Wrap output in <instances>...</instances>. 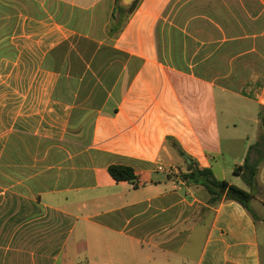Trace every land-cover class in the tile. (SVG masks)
<instances>
[{
	"label": "crops",
	"instance_id": "1",
	"mask_svg": "<svg viewBox=\"0 0 264 264\" xmlns=\"http://www.w3.org/2000/svg\"><path fill=\"white\" fill-rule=\"evenodd\" d=\"M237 2L141 0L111 35L116 0H0V264H263L256 211L212 204L178 151L228 180L214 160L252 138L221 135L219 102L260 126L264 0ZM159 28L195 50L159 52Z\"/></svg>",
	"mask_w": 264,
	"mask_h": 264
},
{
	"label": "trees",
	"instance_id": "2",
	"mask_svg": "<svg viewBox=\"0 0 264 264\" xmlns=\"http://www.w3.org/2000/svg\"><path fill=\"white\" fill-rule=\"evenodd\" d=\"M141 0H134L130 7H123L120 5V0H116V4L113 11V22L110 27L109 34L113 35L119 32L121 24L123 27L126 26L129 17L135 11ZM117 19V22L114 20ZM159 52H162L163 46L171 47L173 54H183L185 52L184 43H188V47L191 45L192 48H188V53H192L196 48L197 43L191 36L186 35L184 31L180 29H173L168 33L167 30L162 31L160 28L157 31ZM118 54L122 55L124 61L129 59V55L125 52L117 51ZM191 55V54H190ZM135 61H137L135 59ZM196 60H193V64H196ZM142 61H138V68H140ZM175 67L185 69L184 62H174ZM132 67V64H130ZM132 69V68H131ZM136 71H133L135 74ZM259 124L261 133L259 139L250 146L249 152L245 161L242 165L235 167L234 174L242 177L244 182L250 188V191L245 190L228 180L219 179L215 176L212 168H200L195 161L188 157L187 154L179 148V154L182 157H186V170L181 173L182 178L188 182H191L198 186H203L209 193L212 204L221 202L222 200L234 201L241 204L246 208L254 219L256 215L250 206V202L254 198L255 194L253 190L258 186V178L261 171L262 164L264 163V106H261L258 113ZM255 152L256 157H252V153ZM188 159H191L188 162ZM109 174L117 182H131L137 185L139 176L135 169L126 165H111L109 167Z\"/></svg>",
	"mask_w": 264,
	"mask_h": 264
},
{
	"label": "rangeland",
	"instance_id": "3",
	"mask_svg": "<svg viewBox=\"0 0 264 264\" xmlns=\"http://www.w3.org/2000/svg\"><path fill=\"white\" fill-rule=\"evenodd\" d=\"M211 1L212 0H204V3L200 6H197V8L201 10L205 9ZM237 1L239 0H219V4H217L215 0V5L223 4L230 7H237L239 5ZM225 100V102H219L218 118L220 119V122L227 121V123H230V131L224 132L222 128L221 135L229 134L235 136H243L244 134L248 133L252 138V141L251 143H249L248 146L253 145L257 141L258 134L260 131V126L257 125L254 121L256 115H254L253 112L249 108H247V106H245L244 103L238 97H230L231 107L229 108L227 107L228 105L225 106V104L227 103V99ZM243 144H245V142H243L240 146L243 147ZM252 154L253 157H256L255 152H253ZM242 156L243 155L241 151H236L235 153H227L224 156L221 155L220 157L214 160L215 172L216 175L222 176L221 168L225 169L226 173H223V176L228 178V180L233 182V184L250 191V188L244 182L242 177L237 176L233 173L236 162H239ZM253 193L256 195V198L250 202V206L254 211H256L255 213L258 216L257 224L261 245L262 260L264 264V163L261 167L258 186L253 190ZM80 225L82 224H79V227ZM89 257V254L87 255L81 253L80 258H78V260L82 261L85 264L87 260L86 258Z\"/></svg>",
	"mask_w": 264,
	"mask_h": 264
},
{
	"label": "water",
	"instance_id": "4",
	"mask_svg": "<svg viewBox=\"0 0 264 264\" xmlns=\"http://www.w3.org/2000/svg\"><path fill=\"white\" fill-rule=\"evenodd\" d=\"M134 0H121V5L123 7H130ZM190 161V159H188Z\"/></svg>",
	"mask_w": 264,
	"mask_h": 264
},
{
	"label": "built area",
	"instance_id": "5",
	"mask_svg": "<svg viewBox=\"0 0 264 264\" xmlns=\"http://www.w3.org/2000/svg\"><path fill=\"white\" fill-rule=\"evenodd\" d=\"M159 170L163 171L164 169L162 167L159 168ZM170 174H173L174 171L171 169V171H169Z\"/></svg>",
	"mask_w": 264,
	"mask_h": 264
}]
</instances>
